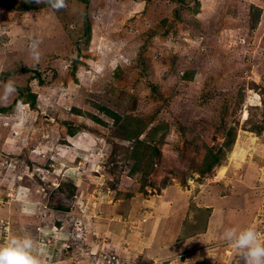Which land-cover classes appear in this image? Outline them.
<instances>
[{
    "label": "rangeland",
    "instance_id": "rangeland-1",
    "mask_svg": "<svg viewBox=\"0 0 264 264\" xmlns=\"http://www.w3.org/2000/svg\"><path fill=\"white\" fill-rule=\"evenodd\" d=\"M9 79L0 243L30 234L43 264H235L226 229L264 241V0H0Z\"/></svg>",
    "mask_w": 264,
    "mask_h": 264
},
{
    "label": "clouds",
    "instance_id": "clouds-1",
    "mask_svg": "<svg viewBox=\"0 0 264 264\" xmlns=\"http://www.w3.org/2000/svg\"><path fill=\"white\" fill-rule=\"evenodd\" d=\"M36 4L45 3L51 9L59 11L67 7V0H31ZM42 41L37 38H30L28 45L32 59L39 63L41 53L39 45ZM17 94L15 81L9 79L2 84L0 92V103H6ZM23 105L17 103V111ZM261 234L254 227H247L242 230L228 228L223 232V239L237 251L235 264H264V241L260 239ZM38 242L27 233H22L9 237L0 243V264H43L41 256L38 254Z\"/></svg>",
    "mask_w": 264,
    "mask_h": 264
},
{
    "label": "trees",
    "instance_id": "trees-1",
    "mask_svg": "<svg viewBox=\"0 0 264 264\" xmlns=\"http://www.w3.org/2000/svg\"><path fill=\"white\" fill-rule=\"evenodd\" d=\"M263 106H264V100H263ZM256 133H260L262 131L261 127H256L254 129ZM233 144V133H232V128L228 129L225 134V139L222 142V146L225 148H230ZM220 149H217V152H213L211 150H207L206 155L204 156V171H208L212 169L214 166L219 165V158H218V153Z\"/></svg>",
    "mask_w": 264,
    "mask_h": 264
}]
</instances>
